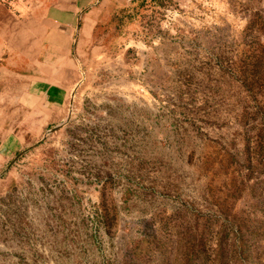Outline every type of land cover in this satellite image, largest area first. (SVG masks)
<instances>
[{
	"label": "rangeland",
	"instance_id": "rangeland-1",
	"mask_svg": "<svg viewBox=\"0 0 264 264\" xmlns=\"http://www.w3.org/2000/svg\"><path fill=\"white\" fill-rule=\"evenodd\" d=\"M263 8L264 0L164 8L130 31L102 79L76 89L63 125L6 151L0 264H127L147 230L175 237L179 223L211 218L229 179L248 173L244 138L261 117L235 75L238 62L263 61ZM255 95L264 108V83ZM2 114L0 122L14 119Z\"/></svg>",
	"mask_w": 264,
	"mask_h": 264
},
{
	"label": "crops",
	"instance_id": "crops-1",
	"mask_svg": "<svg viewBox=\"0 0 264 264\" xmlns=\"http://www.w3.org/2000/svg\"><path fill=\"white\" fill-rule=\"evenodd\" d=\"M129 1L18 0L7 12L9 19L0 22V59L6 56L0 116L10 112L14 119L0 122V129H12L0 139V159L8 150L15 153L16 143L63 125L76 89L102 79L111 55L105 41L95 38V27L111 5Z\"/></svg>",
	"mask_w": 264,
	"mask_h": 264
},
{
	"label": "trees",
	"instance_id": "trees-1",
	"mask_svg": "<svg viewBox=\"0 0 264 264\" xmlns=\"http://www.w3.org/2000/svg\"><path fill=\"white\" fill-rule=\"evenodd\" d=\"M181 1L130 0L111 5L99 19L94 36L107 40L110 55L118 54L133 28L152 24L162 14L159 13L161 10ZM17 2L0 0V22L9 19L7 12L13 10ZM259 14L264 21V8ZM5 58L3 55L0 65L5 63ZM262 60L258 59L255 66L238 62L239 75H235L241 76L249 87V95L261 117L249 125L250 135L244 138L247 156L243 166L248 173L241 174L240 181L232 177L228 184L225 183L231 185L227 189L228 195L217 202L213 216L205 218L201 226H198V221L194 224L179 223L175 237L169 236L166 230H147L130 251L132 261H127V264H264V108L256 103L258 97L255 95L259 85L264 83V54ZM258 63L261 67L257 70ZM252 116L255 119V113ZM248 118L249 115L245 120ZM250 180L251 198H245L243 191ZM172 243H175L174 249L176 243L178 245L173 260Z\"/></svg>",
	"mask_w": 264,
	"mask_h": 264
}]
</instances>
